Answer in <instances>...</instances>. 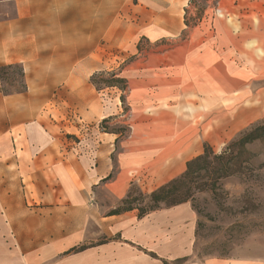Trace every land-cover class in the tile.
I'll use <instances>...</instances> for the list:
<instances>
[{
  "label": "crops",
  "instance_id": "1",
  "mask_svg": "<svg viewBox=\"0 0 264 264\" xmlns=\"http://www.w3.org/2000/svg\"><path fill=\"white\" fill-rule=\"evenodd\" d=\"M190 1L0 0V67L21 66L27 87L5 95L0 78V264H163L193 254L189 202L143 218L108 215L101 193L120 202L132 185L154 192L180 177L196 158L184 134L199 122L145 120L134 137L85 136L118 114L92 82L106 50L183 32Z\"/></svg>",
  "mask_w": 264,
  "mask_h": 264
},
{
  "label": "rangeland",
  "instance_id": "2",
  "mask_svg": "<svg viewBox=\"0 0 264 264\" xmlns=\"http://www.w3.org/2000/svg\"><path fill=\"white\" fill-rule=\"evenodd\" d=\"M186 9L189 28L183 32L143 39L133 50H106L108 64L94 85L118 114L86 128L85 136L97 137L101 129L129 138L145 131L135 128L137 122L186 118L200 124L184 134L195 158L206 146L219 156L264 123V0H191ZM3 73L5 89L22 87L21 68ZM114 78L126 81L124 90L106 86ZM234 150L224 165L230 175L210 157L211 164L202 162L201 174L189 181L187 202L197 227L193 254L182 264H264V139ZM132 186L135 196L140 189ZM101 205L105 214L123 206L105 191Z\"/></svg>",
  "mask_w": 264,
  "mask_h": 264
},
{
  "label": "trees",
  "instance_id": "3",
  "mask_svg": "<svg viewBox=\"0 0 264 264\" xmlns=\"http://www.w3.org/2000/svg\"><path fill=\"white\" fill-rule=\"evenodd\" d=\"M13 67L21 68V78H22V87L20 89L7 90L3 86V93L5 95L15 94V93H23L27 90L25 80H24V72L23 68L19 65L12 66H1L0 67V78L1 81L4 82V71L8 69H12ZM115 80H106L107 87H119L121 89H125L123 84H126L124 79L114 78ZM93 84H96L95 77L92 79ZM117 83V84H114ZM122 84V86H121ZM120 85V86H119ZM118 134L117 132H113ZM264 139V123L257 124L251 127L249 130L244 132L238 141L231 143L227 146L225 151H223L219 156H215L211 147L206 146L204 153L195 159L189 161L187 163V170L180 177L172 180L171 182L163 185L158 188L154 192L149 195L144 194L142 191L138 190L137 195H133L134 186H132L127 194V196L121 201V205L108 215H119L128 211L138 210L139 218H143L146 215L154 212L160 208L161 204H165L166 207H174L183 203H186L188 199L191 197V187H189V181H193L199 176L201 173L202 162H206L211 164L210 157H212L213 161L215 160L217 165L223 171V175H230V167H224V165H228V161L231 159L235 153V146H239L241 149H245L246 146L255 143L256 141ZM144 202L145 204L142 206L141 204L136 205V203ZM87 248V246H80L75 248L72 251H83ZM187 261V258H182L177 260V263L182 264ZM167 264V263H164Z\"/></svg>",
  "mask_w": 264,
  "mask_h": 264
}]
</instances>
